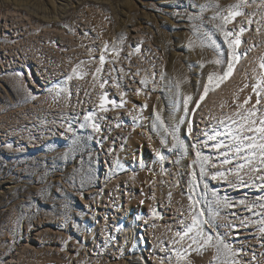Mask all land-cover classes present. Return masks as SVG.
Listing matches in <instances>:
<instances>
[{"label": "rangeland", "instance_id": "obj_1", "mask_svg": "<svg viewBox=\"0 0 264 264\" xmlns=\"http://www.w3.org/2000/svg\"><path fill=\"white\" fill-rule=\"evenodd\" d=\"M213 2L226 8L236 0H0V123L13 130L7 138L0 131V264H6L27 242L37 250L23 264H151L142 241L145 225L151 222L166 228L170 209L176 208L186 220L183 232L200 210L208 218L209 202L218 215L211 217L213 227H202L206 235H212L213 244L219 236L230 245L237 253L230 259L237 264H264V234L259 232L264 215L257 214L264 212L258 206L264 201H257L264 196V180L259 178L264 170L243 169V181L235 173L212 179L216 171L234 168L236 161L221 165L223 157L194 138L196 102L208 75L227 67L229 50L216 27L221 21L212 19L217 9L201 11L198 7ZM4 10L18 12L36 29L62 30L65 36L90 45L92 58L79 70L87 75L82 80L73 76L70 81L62 76L49 87L30 58L23 63L22 52H14V61L5 59L12 41L11 34L3 30ZM234 22L227 28H233ZM208 37L221 47L224 64L209 63L215 52L200 46L202 39L209 43ZM101 55L105 63L100 76L96 73L97 83L92 80L101 66ZM74 58L78 61L80 56ZM26 66L36 84L28 83ZM113 77L119 78V88L113 87ZM103 80L108 83L99 91ZM253 83L255 79L245 96L236 94L225 101L227 125L231 120L239 122L236 113L256 103ZM103 92H107V100L123 102V107L108 103V111H101ZM186 96L191 97L187 114ZM249 96V103L239 108ZM114 112L122 118V128L119 135H108ZM88 115L92 119L86 123ZM92 122L100 126L99 132L93 130ZM173 129L183 141V149L172 147ZM197 150L211 157L203 177L200 164L194 163ZM157 152L165 159L160 160ZM213 163L216 168L211 167ZM109 174L126 179L111 208L122 218L126 239L93 251L84 238L99 213H104L102 208L110 205L98 202ZM252 204L257 206L249 211ZM45 230L56 236L38 248V241L44 240L38 234ZM180 244L187 248L191 240L185 238ZM214 256L217 249L213 246L199 252L189 249L187 254L193 264H223L222 246L216 261Z\"/></svg>", "mask_w": 264, "mask_h": 264}, {"label": "bare ground", "instance_id": "obj_2", "mask_svg": "<svg viewBox=\"0 0 264 264\" xmlns=\"http://www.w3.org/2000/svg\"><path fill=\"white\" fill-rule=\"evenodd\" d=\"M252 10L253 9H246V11ZM1 13L3 30L11 34L12 41L11 47L7 49L8 54L4 56L5 59H8L10 62L11 60L14 61L13 59L16 57L14 52H22L20 56L23 59V63L27 64V62H29L28 58H30L36 66L35 70L41 72L43 81H45L47 85H50L49 87H51L59 77H68L72 73V69L77 65H80V68L83 69L84 63L92 58V48L90 45H87L80 39L65 36L62 30V32L53 29L39 30V28L36 29L34 27L35 25L33 26L28 22V18H24L16 11L7 12V10H4ZM242 19L241 17L237 18L233 24V27H236L237 30L239 22L242 21ZM244 27L248 28V31H246L241 38L242 43L239 51L241 53L247 52V54L242 55L231 77L224 81L218 88L209 92L196 108L193 132L195 140H197V143L201 146H205V130L211 131L212 128H216L223 133L225 128L220 125V121H223L224 124L227 125L229 118V115L225 111V101L236 94H244L243 96H245V94L248 93V88L254 76L258 75V71L260 70L258 67L260 57L264 55V29H262L260 34H257V25L255 23L251 26L245 23ZM248 49L251 50L248 51ZM63 56L64 58H62ZM74 56H80L78 61H76ZM80 59L83 61H80ZM25 71L28 83L31 85L36 84L32 77L31 70L27 66ZM97 74L99 75V73ZM246 84L248 87H245ZM90 85L91 84L88 83V86ZM100 89L99 87V91ZM90 92H92L91 88ZM259 107L264 111V101H261ZM116 113L117 112L112 113V118L109 121L108 135H119V130L122 128V118H120L119 115V117H117ZM0 131L5 133V135H2L4 138H7L6 135L13 132L10 128L5 129L4 123H0ZM207 143L211 145L214 141H208ZM18 144H20V142H18ZM125 181V177L120 174H109L106 177L105 187L101 189L99 194L100 197L97 198L99 203L104 202V205H110L102 208L104 213H99L100 217L88 228L85 238L83 237L85 243L89 244V246L92 245L93 251H99L102 247L104 248L110 245V243L115 244L118 243V241L126 239L123 222H120L122 218L116 216L118 215V211H116L115 208L114 210L111 209L114 203L113 201L119 197L120 188L124 186ZM175 209L176 208L170 209L171 216L166 220L168 222L167 226L165 225L167 229L153 226L150 224L151 222L145 225L146 231L142 241L151 264H177L174 249H180L183 246H181L182 243H173V241H179L180 238L176 233L184 229L186 220L183 215L180 214L179 210ZM110 215L112 217H110ZM55 236L56 234L54 235L46 230L44 233L41 232L38 234L39 239H44L43 241H38V248H42L46 243L45 241H50L55 238ZM35 250H37V248L33 247L30 242L23 243L16 249V252L12 254L11 259L6 264H23L28 255L34 253ZM180 264L193 263L186 256L185 260L181 261Z\"/></svg>", "mask_w": 264, "mask_h": 264}, {"label": "snow or ice", "instance_id": "obj_3", "mask_svg": "<svg viewBox=\"0 0 264 264\" xmlns=\"http://www.w3.org/2000/svg\"><path fill=\"white\" fill-rule=\"evenodd\" d=\"M201 11H204L208 7H214L217 9L216 13L213 15V20H220L221 23L217 24L216 27L220 30L223 35L224 43L228 47V59H227V67L223 69L222 72H211L208 75V82L204 85V92L200 96V101H203L207 96L209 91L215 90L218 88L224 81L229 79L233 74V71L240 61L242 55H246L247 52L241 53L239 51L242 36L248 28L244 27V24L251 26L252 24H256V32L260 34L262 29H264V0H236V3L228 5L226 8H221L218 3L211 4H203L198 6ZM246 9H253L252 11H246ZM237 17L243 18L242 21L239 22L238 30L236 27L231 29L227 28L228 24L236 21ZM255 18V19H254ZM198 31V29H197ZM207 35V34H206ZM209 43H205L202 39L200 46L201 47H212L215 52L214 58L209 61V63L220 66L225 63L223 59V51L221 47L216 44L214 41H211V38L208 37ZM123 42V38H121V43ZM192 46L191 41L189 42V47ZM105 50H107V45L105 46ZM119 55V50L115 47L112 49ZM139 49H137L138 51ZM251 49H248L250 51ZM100 67L95 69V73H93V81L96 82L99 80L96 73H100L102 71L103 65L105 63V56H100ZM83 63V62H81ZM203 66V64H201ZM260 69L259 75L254 76L255 83L251 85L252 93L256 96V103L251 107L244 109V105L248 104L251 100V96L246 98L243 104H240L238 107L244 109V111L237 112L236 115L239 117V122L237 120H231L230 125H225L223 121H220V125L226 129V133H222L218 131L216 128H212L211 131L205 130L204 135L206 140L204 144L206 147H211L216 150L218 157H223V159L219 160L221 165H230L233 163V160L236 161L234 168H229L226 171L218 170L212 174V179H226L228 173H235L237 179L243 181L240 173L243 169L248 168L249 170L259 172L264 170V111H262L259 107L261 105V101L264 100V55L260 57V62L258 65ZM80 65H77L72 69V73L67 77L68 80H71L73 76H76L78 79H82L87 73L79 71ZM116 69L113 67L112 71ZM123 69H121V72ZM255 71V70H254ZM107 80H103L99 83V87L104 89L105 84H107ZM141 83H147L146 80H142ZM95 86V83L94 85ZM113 87L119 88V78L113 77ZM245 87H248L246 84ZM62 91H67V89H61ZM140 93V90L137 89V94ZM70 95V93H69ZM107 92H103L100 97L99 109L103 112L108 111L106 104L110 103L113 107H123V102L117 104L115 100H107ZM121 98H123L124 93L120 92ZM191 97H184V111L187 114L189 111L188 103ZM200 101H197V106H199ZM192 111H195L193 109ZM92 119L91 115L85 117V122L88 123ZM157 119L160 120L159 115H157ZM231 119V118H230ZM183 122V121H182ZM161 125L163 126V121L161 120ZM85 125L82 124L81 127ZM234 126V127H233ZM91 127L94 131L99 132L100 126L95 122L91 123ZM165 131H168L165 128ZM191 131V127H189V132ZM245 133H251V135H246ZM171 135L173 136V140L175 143L173 144V148L179 146L181 149L184 148L183 141H180L176 136L175 129L172 130ZM224 136L225 139H218V137ZM208 141H214L213 144L208 145ZM225 141H228L227 143ZM195 147V146H194ZM156 155L160 160H164L165 157L157 152ZM196 161L194 163L200 164V173L201 177L205 174V165H207L211 159V157L203 155L199 150L196 152ZM118 164V162H117ZM254 164H258L259 167H254ZM212 168H216V164L213 163L211 165ZM193 175L194 180V188L195 184V173ZM264 180V176L259 177ZM207 187V185H205ZM259 187V186H258ZM191 199V197H190ZM257 201H264V196L257 197ZM143 203V201H141ZM199 200H194V205H199ZM217 203H220L217 200ZM241 204L244 201H240ZM256 204H252L248 206V210L251 211L253 207H256ZM262 210H264V203H260L258 205ZM153 215H156L155 210L153 209ZM258 215H264V212L257 213ZM214 215H218V213L211 208L210 202L207 208V216L205 217V210H200L198 213L193 215L192 224L188 225L183 232H177L176 235L180 238L179 241H173V243H180L188 238L191 240V244L188 245L187 248L181 247L180 249H174V255L177 260V264H180L181 261L185 260V257L188 254L189 249L199 252L201 249L206 248L208 246L216 247L217 256L213 257V261H216L219 258L221 252V246L225 253V259L223 260V264H237L235 260H231L230 257L236 256V252L232 250L230 245L223 243L219 236H216L215 243L213 244V237L210 234H205V231L202 225L207 224L210 228L213 227L211 217ZM195 230V231H194ZM259 232L264 234V219L259 221ZM194 233V234H192ZM192 234V235H190ZM193 245L197 247L195 249L192 248ZM170 259V258H169Z\"/></svg>", "mask_w": 264, "mask_h": 264}]
</instances>
